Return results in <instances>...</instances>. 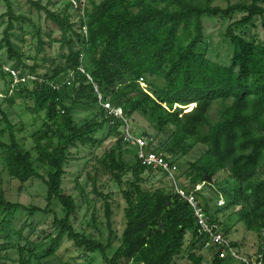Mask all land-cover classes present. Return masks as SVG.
<instances>
[{"label": "trees", "instance_id": "1", "mask_svg": "<svg viewBox=\"0 0 264 264\" xmlns=\"http://www.w3.org/2000/svg\"><path fill=\"white\" fill-rule=\"evenodd\" d=\"M4 1L7 10L0 17L7 15L8 22L0 49L15 60L11 67L19 70V75L34 76L16 83L13 89L28 92L34 111L43 112L44 117L31 135L33 156L19 143L14 125L0 105V126L4 124L0 131L8 133V141H0L1 158L8 176L20 185L33 178L44 183L46 205L28 208L9 202L0 189V231L8 235V223L17 210L29 215L51 212L55 228L39 256L34 252L39 242L32 248L18 246V264H31L32 257L56 254L64 240L72 241L87 254L97 253L104 264H173L181 253L185 264H228L236 260L219 257L218 248L210 245L207 251L211 258L206 261L200 252L206 237L197 231L192 208L171 189L145 186L144 172L167 174L141 164L134 147L133 160L124 158L123 145L131 148L124 141V121L109 114L100 104L103 101L120 107L128 124L134 113L147 114L153 120L155 135L147 139L145 149L161 153L170 165L176 166L174 159L196 145L203 146L199 156L188 161L178 176L176 166L178 185L195 194L210 222L220 226L217 212L210 210V200L195 189L202 182L216 186L217 192L227 198V205L235 207L238 221L259 237L254 253L263 254L260 264H264V40L246 38L239 30L252 25L256 17L264 18V0L263 4L258 0L228 2L225 7L214 5V0H86L83 15L70 0L55 10L39 0H25L43 11L45 19L59 31L57 38L47 42L41 29L36 28L37 53L50 41L67 49L64 62L47 67L43 73L38 71L41 64L36 56H29L33 61L26 64L20 48L11 40L13 22L26 18L14 14L9 0ZM70 8L77 12V21L72 19ZM237 13L243 15L230 21L222 34L231 46L229 62L210 59L204 40V16L232 18ZM3 65L0 59V76L6 80L9 76ZM76 106L97 108L78 124L72 115ZM102 129L106 130L105 137L115 138L93 166L92 190L103 200L106 243L75 230L72 219L76 202L62 188L70 150L96 147L101 140L95 132ZM130 130L138 136L146 135L145 131ZM160 135L154 146L153 140ZM39 167L45 169L43 173ZM99 174L106 175L121 193L124 227L119 235L112 228L113 202L96 186ZM220 175L224 177L218 182L216 177ZM180 176L187 184L180 182ZM53 199L61 204L62 217L49 208ZM96 217L94 211L93 221ZM188 231L190 237L186 239ZM220 231L228 238L227 226H220ZM114 238L119 242L115 247ZM228 240L238 254L252 255L240 249L242 241ZM236 264L244 263L237 260Z\"/></svg>", "mask_w": 264, "mask_h": 264}, {"label": "rangeland", "instance_id": "2", "mask_svg": "<svg viewBox=\"0 0 264 264\" xmlns=\"http://www.w3.org/2000/svg\"><path fill=\"white\" fill-rule=\"evenodd\" d=\"M68 0H39L41 5H46L49 9L61 8ZM97 2L99 0H96ZM251 0H214V5L225 7L228 2ZM263 4V0H258ZM14 14L22 15L26 18L24 21H14L11 30V40L20 48L23 54V61L26 64H31L32 59L29 56L35 55L40 67L39 73H43L49 66L63 63V54L67 53L65 47L60 48L59 42L50 41L41 52L36 51V28H40L44 40L49 42L50 38H57L59 31L45 19V13L30 6L25 0H9ZM88 5V3H87ZM7 10L4 0H0V15ZM72 19L77 21V12L70 8ZM243 14L237 13L232 18L209 17L203 18L204 25V40L206 42L207 55L210 59L227 64L231 55V46L224 39L223 32L226 25L232 21L239 19ZM264 18L256 17L252 25L240 28L246 38H253L257 41L264 40ZM8 22L7 15L0 17V39L2 31ZM77 29V28H76ZM203 45V44H202ZM204 46V45H203ZM202 46V47H203ZM45 58V61H41ZM0 59L5 66L11 67L15 65L14 59L10 58L5 49H0ZM18 66H20L18 64ZM9 79V78H8ZM8 79L0 76V105L6 112L9 120L14 125L16 137L25 149L31 150L32 155L36 153L32 149L31 135L36 132L42 123L44 117L43 112H35L33 109V100L28 92H19L11 89V85L7 87ZM11 84V82H10ZM31 85V84H30ZM28 85V87H30ZM7 88V89H6ZM8 99H11L8 100ZM97 107L76 106L73 111V119L76 123H82L86 118L91 117ZM213 111V116H214ZM130 128L132 131L146 132L147 139H151L155 135V126L153 120L142 112H136L129 119ZM4 124L0 126V129ZM106 130H98L95 136L101 143L94 146H77L70 150L68 161L65 165V175L63 177L62 188L67 193L71 194L76 202L77 210L73 217V226L76 231L92 235L93 237L106 243L108 229L105 224L103 212V200L92 190V180L94 178V168L97 158L100 157L115 141L114 137H105ZM161 139V135L153 140V145L156 146ZM0 141H8L7 131H0ZM203 150L202 145H196L187 154L179 155L175 159L177 166V176L186 168L188 161H193ZM123 156L127 161L133 160V148L126 145L122 147ZM2 148L0 147V189L3 191L5 199L12 203H21L28 208L39 207L44 208L46 205L44 183L33 178L22 185L11 179L6 170L1 158ZM170 157V156H169ZM38 170L43 173L44 168L39 167ZM130 175L126 176L129 177ZM144 178L146 187H164L165 190H170L172 182L159 171L144 172L141 175ZM223 175L216 177L219 182ZM180 182L187 184V181L180 176ZM226 187V184L220 183ZM96 186L103 194L109 195V200L113 202L112 228L119 235L124 227L123 203L121 193L118 186L110 181L106 175L99 174L96 177ZM216 186H210L204 182L195 185V189L199 190L203 196L207 197L210 205V210L216 211L220 226H227L229 232L228 238L233 241H242L240 249L254 253L259 245V237L251 230H247L235 212V207L227 205L228 200L221 193L217 192ZM119 204L120 207H116ZM54 210L58 217L63 216L61 204L53 199L50 207ZM96 212V219L93 221L92 215ZM2 209H0V221L2 220ZM53 214L35 211L29 215L27 211L17 210L12 214V218L8 223V235H4L5 231H0V264H18V246L33 247L34 243H40L39 247L34 248L36 256L41 255V250L47 246L48 235L55 234V228L52 226ZM19 232V233H17ZM190 231L186 234V239H189ZM117 239H112V246L118 245ZM112 247V248H113ZM205 255L206 261H210V254L207 248L200 251ZM29 251L26 250L24 255L27 256ZM186 258L184 253H181L175 258L173 264H185ZM237 260H231L228 264H236ZM31 264H104L97 253L87 254L82 249L76 248L72 241L64 240L60 249L56 254L50 257L35 258L32 257Z\"/></svg>", "mask_w": 264, "mask_h": 264}, {"label": "built area", "instance_id": "3", "mask_svg": "<svg viewBox=\"0 0 264 264\" xmlns=\"http://www.w3.org/2000/svg\"><path fill=\"white\" fill-rule=\"evenodd\" d=\"M70 2L73 8L78 9L80 14L83 15V8L87 4L86 0H70ZM84 32H86L85 28ZM2 69L7 72L9 78L12 79L10 84L11 89H13L16 83L26 81L28 79H34V76L31 75H19V70L13 67L3 65ZM87 77L90 79V76L87 75ZM98 97L100 98V96ZM100 104L108 111L109 114L124 121V125L122 126L124 141H126L129 146L136 149L137 158L141 164L151 166L153 168H160L163 172H166L167 178L172 182L170 189L184 199L192 208L196 219L197 231L206 237L204 248L214 245L218 248V255L221 258L227 256L240 260L244 264L261 263L263 258L262 253H253L250 257L242 256L237 253L236 249L230 244L228 238H226L220 231V226L210 222L206 211L196 195L187 192L178 185L175 178L176 166L170 165L161 153L146 150L147 138L145 136L135 135L131 132L128 120L124 117L120 107H115L108 101L100 102Z\"/></svg>", "mask_w": 264, "mask_h": 264}, {"label": "water", "instance_id": "4", "mask_svg": "<svg viewBox=\"0 0 264 264\" xmlns=\"http://www.w3.org/2000/svg\"><path fill=\"white\" fill-rule=\"evenodd\" d=\"M207 180H210V177L209 176H207Z\"/></svg>", "mask_w": 264, "mask_h": 264}]
</instances>
